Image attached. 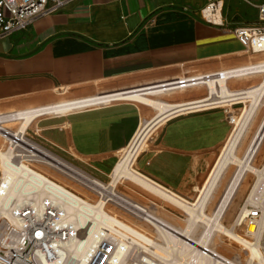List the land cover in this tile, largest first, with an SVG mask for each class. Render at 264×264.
Here are the masks:
<instances>
[{"label": "crops", "instance_id": "1", "mask_svg": "<svg viewBox=\"0 0 264 264\" xmlns=\"http://www.w3.org/2000/svg\"><path fill=\"white\" fill-rule=\"evenodd\" d=\"M209 1L71 0L37 17L0 39V113L40 109L29 129L100 174L156 117L137 170L186 200L209 172L196 200L264 79V50L205 17Z\"/></svg>", "mask_w": 264, "mask_h": 264}, {"label": "built area", "instance_id": "2", "mask_svg": "<svg viewBox=\"0 0 264 264\" xmlns=\"http://www.w3.org/2000/svg\"><path fill=\"white\" fill-rule=\"evenodd\" d=\"M70 1L0 0V39L25 30L37 17L56 12ZM217 2L219 4L210 1L207 5H213L214 12L220 7V15L223 18L222 0ZM248 2L256 7L257 20L251 24L234 26L232 30L246 50L263 51L264 1L252 3L248 0ZM221 25H224L223 21ZM105 95L108 94L100 96ZM30 110L0 113V137L3 139V146L0 149L9 154L7 165L17 170L21 177L14 194L13 181L10 180L0 157V264H161L151 245H148L149 250L138 248L133 233L118 224L102 226L97 235L85 245L81 257L72 256V248L84 238L85 229H77L74 226L67 205L74 197L84 203L95 201L90 196L76 191L68 183L60 181L56 175L82 182L92 192L100 195L98 201L105 202L109 214L130 227L145 231L107 209V204L111 203L137 216L131 207L124 205L122 201L119 203L120 198L125 200L122 194L120 196L119 193L103 194L93 185L86 184L79 177H74L71 170L62 171L55 164L50 163L51 154L58 155L80 172L91 176L94 180L104 182L98 175L87 172L60 155V152L69 153L68 149L58 147L49 141L39 129L30 130L29 125L23 127L21 119H24V115ZM235 118V116L230 117L233 124ZM260 168L264 169V163ZM258 188L260 195L264 191V180ZM7 198L8 203L3 208L2 203ZM239 215H241L240 225L243 223L248 227L254 225L258 230L259 224L264 221V199L248 204L245 201L238 217ZM201 251L204 256L220 259L222 264L230 263V259L221 256L215 249L203 246Z\"/></svg>", "mask_w": 264, "mask_h": 264}, {"label": "bare ground", "instance_id": "3", "mask_svg": "<svg viewBox=\"0 0 264 264\" xmlns=\"http://www.w3.org/2000/svg\"><path fill=\"white\" fill-rule=\"evenodd\" d=\"M213 9H214L213 5H209V6L207 5V8L205 9V13H204L205 16L208 18H212L216 21H221L220 19L217 18V15L214 13ZM217 9H220V7H218ZM261 67L262 65L257 66L256 68L260 69ZM218 81L220 85L225 88L224 85L225 80L218 79ZM260 92L264 94V83L261 84L260 86H255L252 89H249L247 92H245V95L240 98L244 99L248 97V94L251 93L258 94ZM230 95L231 94L229 93V96ZM142 100L150 104L155 103V101L150 98L149 99L142 98ZM158 106L161 108V110L164 109L163 105L159 104ZM36 112H41V111L40 109L30 110V112L24 115L23 117L24 119H21V122L23 123V127L30 124V122L36 116V114H34ZM155 118L156 117H154V119ZM154 119L152 121L146 122L142 127H140V129H138V131L135 133L130 144L125 149H123L124 154L122 155L121 159L118 161L116 169L112 171V173L114 172V180L112 178L113 181H110L107 185L96 179L94 180V178H91L85 174L80 175L77 169L74 168L72 164L61 159L58 155L55 156L51 154L52 158H50L51 161L50 163L55 164V166H57L62 171L67 169V170H71V172L77 173V175L80 178L85 179L89 184L96 186L97 187L96 189L101 192L110 190V193L112 195L118 194L115 191V186L119 178L127 177L137 182L141 186L147 188L148 190L155 192L158 195H161L166 199L175 202L176 204L184 208L186 212H189L192 216L195 215L196 209H200L198 218L202 217L203 220L207 221V224H209L208 229H210L211 235L215 232H220L225 236H227L228 238L239 243V245L242 246V250L248 249L249 259L247 261V264H253V263L264 264L263 242L261 241L258 243H253L249 239L241 235L239 232L235 230H229L221 221V214L230 205V202L233 199V194L235 190H237L236 189L237 187L235 188V185L238 182V179L239 177H241L243 172L250 170L253 171L254 173L255 172L259 173V177L255 185L253 186L248 196V199L246 200V203L247 204L254 203L257 200L264 199V191L261 192L259 195V188H258L261 186V183L264 180V169H258L256 166L251 165L250 161H248L250 160V158L254 157L255 154L261 149V145L264 142V121L262 122L263 125L262 129L257 132L252 144L250 145L247 151L246 158L244 159V158H239L237 155L235 156L236 165L240 167V170L238 171L236 178L234 179L232 185L230 186V189L224 196L223 201L221 202V204H219L217 213L213 216H210L208 213H206L204 206L200 207L199 204L205 197L204 194L207 192L208 185L211 182H214L217 174H219L218 170L220 168H223L227 157L234 152V146L236 145L238 141V137L240 136V132L238 131L241 128L240 126L242 124V120H238L236 122V126L233 130L232 136L229 142L227 143V145L225 146L222 154L220 155L214 169L212 170L209 180L207 181L208 183L205 185L203 189H201V194L198 197L197 201L195 202L173 195L172 193H169L168 191L162 189L158 185H155L156 183L151 182V179L149 180L145 175H143L140 171H138L134 167V163L137 157L148 146L147 137L151 132V129L153 130L154 127L160 122V121L157 122ZM0 157L2 158L5 164V170L10 180L13 181L12 192L15 194L16 188L20 183L21 177L18 174L17 170L7 165V162L9 161V154L7 152L0 149ZM58 196L60 195L58 194ZM120 199H121L119 201L120 203L123 202L124 205L131 207L132 211L138 213L139 215L141 214L140 216H143L147 221L152 223L157 229L158 237L152 238L151 236L147 235L145 232H142L134 227H130L129 225L123 223L121 220H118L113 215L109 214L106 211L105 208L106 205L103 200L97 201L96 203H91L89 201L84 203L79 199H77L76 197H74L72 198V201L69 202V204L67 205V210L69 212L70 218L72 219V221H74V226L77 229H85V236L83 239H80L75 246H73L71 251L72 256L74 255L77 258H80L83 253V248L85 247V245L89 243L97 235V233L99 232L102 226L105 225L113 226L114 224H118L126 231L133 233L134 240L135 243L138 245V248L149 250L150 248L148 245H151L153 247L154 254L159 259V262L161 264H222V261L220 259L210 258L209 256H204L202 254L201 250L203 246L208 247L212 250L214 249L217 250V249L211 246L210 244L202 242V240H200L199 238H196L194 233H192V231L189 228H182L164 219H161L157 215L150 213V211L147 210V208L141 205L140 203L130 201L127 198H125V200H123L122 198ZM8 200L9 199L7 198L2 203L3 208L6 207ZM126 200L128 202H124ZM237 220H238V225H240L241 215H239ZM248 231L249 233L252 232L251 233L252 235L258 237V235H261V233L264 231V221L263 220L261 221L258 230H256V227L254 225H249ZM229 261H230L229 264H241L240 262L234 261L233 259H230Z\"/></svg>", "mask_w": 264, "mask_h": 264}, {"label": "rangeland", "instance_id": "4", "mask_svg": "<svg viewBox=\"0 0 264 264\" xmlns=\"http://www.w3.org/2000/svg\"><path fill=\"white\" fill-rule=\"evenodd\" d=\"M210 1H216V4H219L217 0H210ZM249 1H251L252 3H258L262 0H249ZM219 11L220 9H218L217 12H214L217 15V18L220 19L221 21L223 19L225 22L227 20L233 26H237L240 24H251L255 22L257 15L256 7L250 2H248V0H222L221 12L223 14V18H221ZM208 19L215 21L212 18H208ZM263 83H264V79L257 86H260ZM244 99H249L251 103L250 106L246 107L244 110L240 109L239 111H236L234 113V116L236 117L235 123L233 124L234 128L236 126V122L238 120H242V124L240 126L241 128L238 131L240 132V136L238 137V141L234 146V152L227 157L223 168H220L218 170L219 174H217L214 182H211L208 185L207 192L204 194L205 197L199 204L200 207L204 206L206 213H208L210 216H213L217 213L219 204H221V202L223 201L224 196L230 189V186L232 185L238 171L240 170V167L236 165L235 156L237 155L239 158H244V159L246 158L247 151L250 145L252 144L257 132L260 131L263 126L262 122L264 121V105H263L264 94H262L261 92L258 94L251 93L248 94V97ZM147 107L153 109L152 106H147ZM259 122H261V124L259 127H257V125L255 124ZM159 128L160 127L156 128L150 134V136L147 139V143L149 142L151 136H153L159 130ZM226 143L227 141L219 149L217 157H219V155L221 154ZM1 146H3V139L0 137V147ZM123 154L124 151L119 153V156L121 155L122 157ZM60 155L72 161L79 167L85 169L87 172L98 175V177H100L104 181L103 183L106 185L110 181L114 180V172L112 173L113 171L112 167L110 169H107L105 174H100L91 165L81 161L78 158H75L70 153L60 152ZM120 158L118 159V161L120 160ZM248 161H250L251 165L256 166L258 169H261L260 167L264 163V142L261 145V149L255 154L254 157L250 158V160ZM134 167L138 169L136 166V161L134 163ZM114 169H116V167ZM77 171L79 172L80 175L85 174L83 172H80L78 169ZM208 173L203 177L202 181L196 184V187H193V190L190 191L189 196L185 198H187L190 201L195 200L199 192L198 188L203 184ZM56 176L60 181H63L64 183H68V185H70L76 191H79L82 194L90 196V198L93 201H95L94 203L98 201L100 195L98 193L92 192L88 186L78 181L77 179H73V178L70 179V177L68 179H65L64 176L63 177L61 175H56ZM73 176L79 177L77 173H74ZM258 177H259V173L256 172L254 173L253 171L250 170H247L242 173L241 177H239L238 182L235 185V188L237 187L236 188L237 190H235L233 194V199L231 200L230 205L221 214V221L229 230H235L239 232L241 235H243L245 238L249 239L253 243H258L262 241L264 245V231L261 233V235H258V237L252 235L248 231L249 227L245 223H243L242 225H238V220H237L238 214L241 211L243 204L248 199V196L253 186L255 185ZM80 180L86 182V184H89L85 179L80 178ZM94 187L97 188L96 186ZM115 191L119 193V195L122 194L125 198L129 199L130 201L140 203L141 205L145 206L147 210L150 211V213L157 215L161 219H164L182 228H189L192 231V233H194L196 238H199L200 240H202V242L210 244L211 246L215 247L221 255L227 257L228 259H233L234 261L240 262L241 264H247V261L249 259L248 249L242 250V246L239 245V243L228 238L227 236H225L220 232H215L211 235L210 229H208L209 224H207V221L203 220L202 217L198 218L200 209H196L195 215L192 216L189 212H186L184 208H182L175 202L168 200L165 197L148 190L147 188L141 186L137 182L127 177L119 178L115 186ZM102 193L107 195L111 194L110 190L103 191ZM197 199L195 200V202L197 201ZM107 209L111 210L113 213L118 214L122 218L131 221L137 227L147 232L152 237L154 238L158 237V232L156 227L151 223H149L148 221H146V219L143 216H140L141 214L139 215L138 213L133 211L137 215L134 216L128 213L124 208L120 207L119 205L114 206L111 203L107 204ZM263 250H264V246H263ZM253 264H257V263H253Z\"/></svg>", "mask_w": 264, "mask_h": 264}]
</instances>
